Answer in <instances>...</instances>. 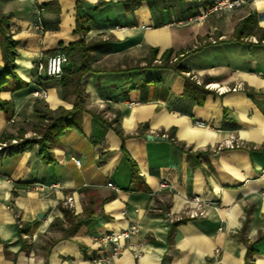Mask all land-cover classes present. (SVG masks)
Here are the masks:
<instances>
[{"label":"crops","instance_id":"1","mask_svg":"<svg viewBox=\"0 0 264 264\" xmlns=\"http://www.w3.org/2000/svg\"><path fill=\"white\" fill-rule=\"evenodd\" d=\"M84 1L97 6L79 8L89 24L81 35L75 0H0L16 52L14 77L0 76L10 107L0 109V136H36V108L73 107L72 84L41 77L38 64L81 38L91 46L83 105L93 112L63 131L51 163L38 144H11L0 157V264H93L109 253L95 234L133 223L139 231L109 264H264V0L202 22L192 17L210 0L128 9L124 0ZM166 50L181 72L159 66ZM67 57L71 68L80 63L78 50ZM70 217L82 221L73 228Z\"/></svg>","mask_w":264,"mask_h":264},{"label":"trees","instance_id":"2","mask_svg":"<svg viewBox=\"0 0 264 264\" xmlns=\"http://www.w3.org/2000/svg\"><path fill=\"white\" fill-rule=\"evenodd\" d=\"M77 5V13L75 18V29L74 31L76 33H79L81 35H84L88 29V19L84 13H82L79 8H82L84 0H75ZM140 0H124L123 4L127 7L130 6H137L139 4ZM106 2H101L100 4H104ZM43 23V20H42ZM0 43L2 46L3 56H4V64L0 69V76L2 75H11L14 77L13 69L15 68V64L12 61V58L15 56V41L10 37V35L7 33V26H6V16L0 15ZM90 44L86 43L83 38L69 43V45L64 49L63 53L68 55V52L71 50H78L80 52V63L77 66H72V68L67 69L64 67L65 74L61 75L62 79V85L63 88L65 85H68L69 83L72 84L74 87V92L76 93V100L72 108L66 109V108H59L57 111H50L47 108H42L38 111L36 108V112L39 118V124H38V131L36 136L30 137V138H24L21 134V136H18L19 138L14 142L11 143L18 149H24L29 146H32L34 144H38L40 146V157L41 159L46 163H51L53 161L51 148L53 145H55L58 142L59 136L63 133V131L66 128L69 127H79V122L77 120L78 114L82 111H87L90 113H93L91 110H88L83 105V94L81 90V77L82 75L91 69L90 61H89V51H90ZM172 51L166 50L164 54L162 55L163 60L166 61L169 59ZM157 54V49H152L150 52V55L148 57V62L144 66H140L139 69L147 68L151 64V60L154 59V57ZM177 62L173 63L172 66L179 72L183 70L182 67L176 66ZM159 66H165L164 63ZM189 79L186 78V82H188ZM0 109L3 110L6 114L10 113V107L9 102L1 100L0 99ZM48 115V119L44 121L45 116ZM95 115V114H94ZM97 116V115H95ZM115 131L117 133H121L120 129L118 127H114ZM12 135L4 134L0 136V139H11ZM7 144L5 146V153L8 152L10 145ZM182 148L181 146H179ZM4 153V154H5ZM134 166V163H132ZM133 176L134 172L132 173ZM70 222L73 224V228H75L78 224L81 223V219L70 217ZM252 249V244L248 246V251ZM247 251V252H248Z\"/></svg>","mask_w":264,"mask_h":264},{"label":"built area","instance_id":"3","mask_svg":"<svg viewBox=\"0 0 264 264\" xmlns=\"http://www.w3.org/2000/svg\"><path fill=\"white\" fill-rule=\"evenodd\" d=\"M247 3V0H210V3L201 11L196 13L192 20L196 22H202L207 16L223 12V11H234L237 8L245 5ZM33 26L35 29H37L40 33L44 32V26L42 23V17L40 14V10H37L35 13V19L33 22ZM69 61L66 54L63 52H55L53 54H50L47 58L45 63L43 64L40 62L38 64V69L42 70L44 69V75L41 77L46 78H56L60 77L64 72V67L66 63ZM207 87L214 88L221 91L230 90L229 87H218L213 86V83L206 84ZM233 90L235 87L232 88ZM38 94V92H36ZM41 95H45V91L42 90L39 92ZM196 123L200 126H203L204 123L201 121H196ZM7 144L3 143V145L0 147V157L4 155L5 153V146ZM74 162L76 164L80 163L79 159H74ZM108 186L115 188V186L112 184V182L107 183ZM169 184L165 180H161L159 182V188H165ZM71 196L67 198V201H69V204L71 203ZM193 200L200 202L201 199L198 195L193 196ZM194 215V214H191ZM139 231V226L136 223L130 224L124 228L118 229V230H108L104 232H98L94 236V243H96L99 247H109V253L99 255L92 258L93 264H109L110 260L119 254L123 249V240L130 237L132 234H135Z\"/></svg>","mask_w":264,"mask_h":264},{"label":"water","instance_id":"4","mask_svg":"<svg viewBox=\"0 0 264 264\" xmlns=\"http://www.w3.org/2000/svg\"><path fill=\"white\" fill-rule=\"evenodd\" d=\"M83 6L86 9H90V8H95L97 5L96 4H92V3L88 2V1H84ZM65 66L68 69L71 68V62L68 61ZM146 138L147 139H165V137H163V136H156V135H151V134H148Z\"/></svg>","mask_w":264,"mask_h":264},{"label":"rangeland","instance_id":"5","mask_svg":"<svg viewBox=\"0 0 264 264\" xmlns=\"http://www.w3.org/2000/svg\"><path fill=\"white\" fill-rule=\"evenodd\" d=\"M86 42V41H85ZM86 43H89V42H86ZM174 61H173V59H172V61L170 60V58L168 59V60H166V61H162V64L164 63V65H168V66H171L172 65V63H173ZM44 64V63H43ZM40 74L43 76L44 75V69H42V70H40ZM230 89H232L231 87H229ZM48 119V115L47 116H45V118H44V121H46ZM17 140V138L16 139H14L13 138V140H11L12 142H14V141H16ZM3 143H9V140H7V139H0V147L3 145Z\"/></svg>","mask_w":264,"mask_h":264},{"label":"bare ground","instance_id":"6","mask_svg":"<svg viewBox=\"0 0 264 264\" xmlns=\"http://www.w3.org/2000/svg\"><path fill=\"white\" fill-rule=\"evenodd\" d=\"M213 86H217V84H213Z\"/></svg>","mask_w":264,"mask_h":264}]
</instances>
